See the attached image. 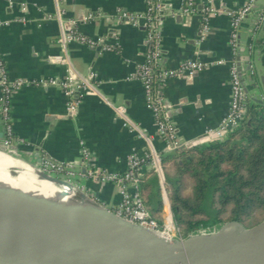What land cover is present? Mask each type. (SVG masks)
I'll list each match as a JSON object with an SVG mask.
<instances>
[{
  "label": "crops",
  "instance_id": "crops-1",
  "mask_svg": "<svg viewBox=\"0 0 264 264\" xmlns=\"http://www.w3.org/2000/svg\"><path fill=\"white\" fill-rule=\"evenodd\" d=\"M245 1L211 0L215 13L211 15V28L204 39H201L200 13L183 16L179 21L171 15L158 19L163 68L175 67L187 58H199L206 63V67L193 76L170 78L156 86L158 94L163 92V102H169L175 111L173 119L183 140L196 139L194 144L209 142L207 128L215 127L228 109L229 62L234 58L229 12L241 8ZM262 1L258 0L257 4ZM14 2L13 7H6L7 0H0V20L10 21L8 26L0 28V50L10 75L26 80L62 78L65 66L49 60L62 53L60 25L54 17H48L54 13L53 0ZM181 2L172 0L168 6L180 8ZM62 9L65 28L69 26L68 19L74 20L79 34L87 38L103 34L107 44L114 47L113 51L99 53L91 49L92 45L78 41L68 47L71 62L79 72H97L96 85L102 96L87 93L77 111L69 116L67 98L60 86H22L11 98L15 141L20 155L29 162L38 163L45 153L56 160L78 165L80 170L73 175L74 181L92 198L113 208L120 198L118 186L90 178L87 169L123 171L127 153H144L149 148L143 137L123 125L103 96L116 105H124L129 118L151 135L154 150L159 154L164 152L154 115L145 105L143 84L128 79L144 59L145 30L142 24H126L117 17L119 10L142 13L145 0H63ZM89 15L93 16L86 20ZM248 26L251 28L252 24ZM109 28L115 31L110 32ZM241 35L243 42L249 39L247 33ZM255 40V49L264 48V32L260 29ZM262 56L264 63V52ZM218 60L225 62L217 64ZM4 139L5 131L0 122V149L5 147ZM81 141L89 152L88 159L83 156ZM164 210L166 222L170 206L165 205Z\"/></svg>",
  "mask_w": 264,
  "mask_h": 264
},
{
  "label": "water",
  "instance_id": "water-1",
  "mask_svg": "<svg viewBox=\"0 0 264 264\" xmlns=\"http://www.w3.org/2000/svg\"><path fill=\"white\" fill-rule=\"evenodd\" d=\"M171 1H161L159 17L164 19L171 15L177 21L183 19L180 8L168 6ZM263 17L264 0L261 4L255 3L242 19L235 58L245 92L252 103L261 106H264V48L255 49V34L258 29L264 32ZM124 23L129 24L126 20ZM248 23L252 24L251 28ZM142 26L146 30V25ZM109 31L114 32L115 29L109 28ZM242 32L249 36L246 42L242 41ZM101 37L107 42L105 35ZM101 48L102 44L91 46L96 53L101 52ZM159 96L163 98V92H159ZM76 111L68 115L72 116ZM165 111L179 137V128L173 119L175 111L170 108L169 102L165 103ZM0 122L5 131L1 116ZM195 140L187 141L179 137L178 150L192 147ZM0 151L35 166L42 175L55 182L58 197L63 200L59 187L61 180L24 159L18 144ZM150 168L151 165L145 171ZM82 169L86 171V167ZM82 197L89 200L94 211L111 218L117 217L121 223L111 224L98 218L88 222L11 194H0V264H264V220L251 227L238 220H229L220 223L211 232L165 239L136 229L140 226L117 215L84 190L76 189L64 201L85 203Z\"/></svg>",
  "mask_w": 264,
  "mask_h": 264
},
{
  "label": "built area",
  "instance_id": "built-area-1",
  "mask_svg": "<svg viewBox=\"0 0 264 264\" xmlns=\"http://www.w3.org/2000/svg\"><path fill=\"white\" fill-rule=\"evenodd\" d=\"M63 0H53L54 13L49 14L48 17H54L60 25L59 43L62 53L51 56L49 60L54 63L63 64L65 66V74L62 78H50L48 80H26L20 77H12L9 73L6 61L0 50V116L5 126V147L16 143L12 115H11V98L13 93L22 86L30 84L43 85H58L62 88L66 98L67 112H74L77 110L87 93L94 92L99 94L96 80L97 72L90 71L87 74L79 72L69 57V44L78 41L88 45L102 44L101 52H110L114 50L113 45L107 44L104 38L98 36L96 38H87L78 33L74 27V20L68 19L69 26L65 28L63 9ZM258 0H246L241 8L230 11V25L231 38L230 45L233 49L234 58L229 62V82H230V100L226 113L221 117L215 127L207 128L206 135L209 141L219 139L225 136L228 132L237 127L243 119L247 106L249 105V97L245 92L242 84L235 55L238 44V32L242 19L253 8ZM211 0H182L180 10L184 16L196 13L201 14V39H204L210 31V18L215 13L211 6ZM14 0H7L6 7H13ZM161 8V0H145V9L140 14H134L126 10H119L117 17L121 21H128L130 24H145V54L144 59L140 62L133 73L128 76V79L139 80L143 84L145 94V105L152 111L156 121V132L161 136L164 143V152L178 151L180 143L178 133L175 126L168 119L165 111V103L159 96L157 84H165L170 78L193 76L196 72L203 70L206 63L199 58H187L181 61L177 66L172 68H163L161 65L162 46L158 38L157 22L159 19L158 11ZM92 16L85 17L86 20ZM264 19V17H263ZM23 20V18H18ZM9 20L1 19L0 28L8 26ZM264 25V20H263ZM224 60H218L217 64H223ZM78 93V97L75 95ZM102 96V95H101ZM105 102L112 107L119 117L122 119L123 125L136 131L140 137H143L148 143V150L144 153L137 151H130L125 156V168L123 171H102L87 169V174L90 178L100 181L102 183H114L119 188L120 198L117 205L111 209L117 215L126 219L127 221L137 224L142 228H147L155 232L166 233L171 239L182 238L178 227L174 224L172 213L166 220L163 227L159 226L158 221L153 218L146 208L138 191V175H143L145 169L151 165L152 168L161 172V154L157 153L151 144V135L147 131L139 127L133 122L126 113L124 105H116L111 100L103 96ZM83 146V156L88 159L89 152ZM38 168L43 172L51 174L61 180L59 187L62 191V199L67 200V193L63 192L70 187L71 189L83 190V188L74 181L73 175L80 170L78 165L73 163L63 162L52 158L47 154H43L38 163ZM75 190H72L74 193ZM164 204L170 206L166 192L163 193ZM216 227V226H215ZM199 229L192 234L207 233L214 230Z\"/></svg>",
  "mask_w": 264,
  "mask_h": 264
},
{
  "label": "trees",
  "instance_id": "trees-1",
  "mask_svg": "<svg viewBox=\"0 0 264 264\" xmlns=\"http://www.w3.org/2000/svg\"><path fill=\"white\" fill-rule=\"evenodd\" d=\"M138 191L160 227L166 192L182 238L229 220L246 227L264 220V106L250 102L222 138L161 153V172L147 169Z\"/></svg>",
  "mask_w": 264,
  "mask_h": 264
},
{
  "label": "bare ground",
  "instance_id": "bare-ground-1",
  "mask_svg": "<svg viewBox=\"0 0 264 264\" xmlns=\"http://www.w3.org/2000/svg\"><path fill=\"white\" fill-rule=\"evenodd\" d=\"M72 190L76 189L68 187L63 192L67 193V197H70ZM0 194H11L16 198L30 201V203L41 207H48L55 211L78 216L88 222L93 220V218H98L111 224L121 223L117 217L111 218L94 211L86 197H82L85 203L60 200L53 180L42 175L30 163L4 151H0ZM136 229L145 234H154L161 238L171 239L166 233H159L142 227H136Z\"/></svg>",
  "mask_w": 264,
  "mask_h": 264
},
{
  "label": "rangeland",
  "instance_id": "rangeland-1",
  "mask_svg": "<svg viewBox=\"0 0 264 264\" xmlns=\"http://www.w3.org/2000/svg\"><path fill=\"white\" fill-rule=\"evenodd\" d=\"M168 199V198H167Z\"/></svg>",
  "mask_w": 264,
  "mask_h": 264
}]
</instances>
